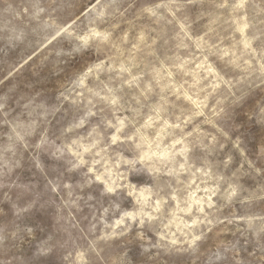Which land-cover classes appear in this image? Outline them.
<instances>
[{"label":"rangeland","instance_id":"obj_1","mask_svg":"<svg viewBox=\"0 0 264 264\" xmlns=\"http://www.w3.org/2000/svg\"><path fill=\"white\" fill-rule=\"evenodd\" d=\"M0 264H264V0H0Z\"/></svg>","mask_w":264,"mask_h":264}]
</instances>
